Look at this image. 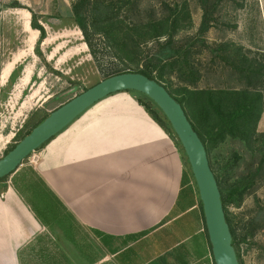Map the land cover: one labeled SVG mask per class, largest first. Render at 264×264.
I'll use <instances>...</instances> for the list:
<instances>
[{"label":"crops","instance_id":"crops-1","mask_svg":"<svg viewBox=\"0 0 264 264\" xmlns=\"http://www.w3.org/2000/svg\"><path fill=\"white\" fill-rule=\"evenodd\" d=\"M32 10L0 0V98L48 69ZM183 152L129 92L96 102L0 182V264H215Z\"/></svg>","mask_w":264,"mask_h":264},{"label":"trees","instance_id":"trees-1","mask_svg":"<svg viewBox=\"0 0 264 264\" xmlns=\"http://www.w3.org/2000/svg\"><path fill=\"white\" fill-rule=\"evenodd\" d=\"M197 2L202 9L200 24L191 37L182 41L178 39V34L192 25L189 5L184 0L172 5L163 3L160 15L149 11L143 18L137 17V20L131 18L136 14V9L138 15L140 14L138 8L142 0H71L70 4L73 21L80 29L84 42L103 76L102 79L125 72L141 73L162 84L182 106L205 146L220 190L226 221L232 235V245L239 264H243L240 244L252 237L256 229L252 225L253 221L248 222L245 227H236L228 206L240 207L246 194L264 172V134L256 131L263 112L264 97L260 87L264 85V64L245 55L240 47L230 43H216L213 46L208 44L204 36L216 22V12L222 0ZM38 20V16L31 11V27L39 31L36 52L45 66L53 70L38 50L39 44L46 37L45 28ZM96 37L101 38L115 52L121 62L119 66L104 67L100 63L94 41ZM149 43L156 47L154 52L145 51ZM205 51L210 54L209 66L205 67V70L221 64L224 70H228L237 78L240 87H199L204 74L200 56ZM126 92L134 95L148 115L172 137L183 152L170 123L157 105L143 93L132 90ZM40 112L41 109L33 111L15 133L13 143L7 146L4 154L49 114L40 115ZM50 140L37 150L43 148ZM227 140L240 142L248 147L254 143L258 144L257 166L248 169L241 177L227 176L230 172L226 171V166L219 173L212 163L211 152ZM233 157L236 159L237 154ZM233 159L229 160L231 167L236 165ZM186 162L196 186L187 158ZM10 175L1 178L0 182L7 180ZM199 206L202 210L200 200Z\"/></svg>","mask_w":264,"mask_h":264},{"label":"rangeland","instance_id":"rangeland-1","mask_svg":"<svg viewBox=\"0 0 264 264\" xmlns=\"http://www.w3.org/2000/svg\"><path fill=\"white\" fill-rule=\"evenodd\" d=\"M23 1L34 9L32 12L38 16V21L46 24L45 19L50 17L51 22L56 23L52 29L47 28L48 37L56 43H61V46L57 54L58 60L56 57L50 60L56 69H37L33 82L26 89L17 91L11 88L2 93L0 98V157L4 155L7 146L13 143L15 133L35 109H41L40 115L50 113L85 88L99 82L103 77L84 42L80 29L73 21L71 0ZM181 1L142 0L138 8L140 14L138 15L136 9V14L131 19L137 20L139 16L143 18L149 11L160 15L163 3L172 5ZM184 1L189 5L192 25L178 34L177 37L181 41L187 40L196 32L202 16V9L197 0ZM216 18V22L204 36L208 44L213 46L216 43H230L240 47L245 55L260 60L264 64V0H222L216 12ZM94 41L97 46V56L104 67L121 64L115 52L101 38L96 37ZM67 48L71 55H69L70 58L67 61L59 60V55ZM145 49L146 52L151 53L156 50V47L149 43ZM200 58L204 74L199 87H240L237 78L228 70H224L221 64L205 70V67L209 66L210 54L208 52L205 51ZM52 65L49 64L53 68ZM260 90L264 97V85L260 87ZM36 102L42 104L35 107ZM256 131L264 134V102ZM258 148L259 145L256 143L248 147L240 142L227 140L211 152V160L219 173L226 166V171L230 172L227 176L241 177L248 169L255 168L259 163ZM235 154H237L236 159L233 157ZM34 155H37L36 151ZM185 157L184 155L185 171L191 178ZM32 158L30 154L24 163L32 161ZM230 159L236 162L235 166L229 165ZM228 210L236 227H245L253 221L252 225L256 229L252 237L240 244L243 264H264V172L256 185L246 194L240 207L229 205Z\"/></svg>","mask_w":264,"mask_h":264},{"label":"water","instance_id":"water-1","mask_svg":"<svg viewBox=\"0 0 264 264\" xmlns=\"http://www.w3.org/2000/svg\"><path fill=\"white\" fill-rule=\"evenodd\" d=\"M132 90L149 97L170 123L188 160L202 205L205 228L215 264H239L232 245L221 194L210 167L204 144L189 122L182 106L155 79L141 73L125 72L101 79L52 110L7 153L0 157V179L14 172L41 145L72 123L101 99Z\"/></svg>","mask_w":264,"mask_h":264},{"label":"built area","instance_id":"built-area-1","mask_svg":"<svg viewBox=\"0 0 264 264\" xmlns=\"http://www.w3.org/2000/svg\"><path fill=\"white\" fill-rule=\"evenodd\" d=\"M31 155H32V157L34 158V156H35V155H34V152H32ZM33 158H32V159H33Z\"/></svg>","mask_w":264,"mask_h":264}]
</instances>
